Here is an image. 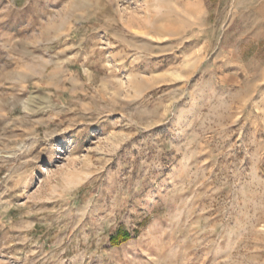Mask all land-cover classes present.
Instances as JSON below:
<instances>
[{"label": "rangeland", "instance_id": "374dc122", "mask_svg": "<svg viewBox=\"0 0 264 264\" xmlns=\"http://www.w3.org/2000/svg\"><path fill=\"white\" fill-rule=\"evenodd\" d=\"M0 264H264V0H0Z\"/></svg>", "mask_w": 264, "mask_h": 264}, {"label": "trees", "instance_id": "16d2710c", "mask_svg": "<svg viewBox=\"0 0 264 264\" xmlns=\"http://www.w3.org/2000/svg\"><path fill=\"white\" fill-rule=\"evenodd\" d=\"M128 238H130V232H128L127 230H122L121 228H119L115 234L110 236V242L112 245H118L121 242L127 240Z\"/></svg>", "mask_w": 264, "mask_h": 264}]
</instances>
